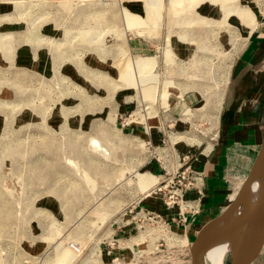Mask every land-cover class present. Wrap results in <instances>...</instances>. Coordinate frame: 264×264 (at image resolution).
I'll return each mask as SVG.
<instances>
[{
	"label": "rangeland",
	"instance_id": "obj_1",
	"mask_svg": "<svg viewBox=\"0 0 264 264\" xmlns=\"http://www.w3.org/2000/svg\"><path fill=\"white\" fill-rule=\"evenodd\" d=\"M263 120L264 0H0V264H191L176 237L240 199Z\"/></svg>",
	"mask_w": 264,
	"mask_h": 264
},
{
	"label": "bare ground",
	"instance_id": "obj_2",
	"mask_svg": "<svg viewBox=\"0 0 264 264\" xmlns=\"http://www.w3.org/2000/svg\"><path fill=\"white\" fill-rule=\"evenodd\" d=\"M93 143L95 144L96 142ZM199 145H202V143H198V146ZM210 148L211 145H207L204 148V153L206 152L205 150L209 151ZM155 150L161 153L165 149L158 147ZM252 168L247 187L244 194L240 196V199H236L235 202H233L231 206L224 211L219 218H217V220L212 219V223L209 224V226H204L199 231L203 235V241L199 246L200 264H230L231 261L241 252L264 203V150ZM136 176L138 177L137 179L142 181L148 179V177L143 174H138ZM157 179L158 183L152 191H154L160 184V178ZM201 203L202 202L200 201L199 204L198 202H190L188 204L189 206H194L196 212H199L198 206H200ZM162 227L165 230L161 229V231L164 232L165 235L167 234L166 236L168 240L171 241L170 236L172 238V235L176 233L172 232L167 225L164 226L163 224ZM218 228L220 229L216 234ZM176 238V240L183 245H192V240L188 234L181 236L178 235ZM127 247L132 248L131 244H128Z\"/></svg>",
	"mask_w": 264,
	"mask_h": 264
},
{
	"label": "water",
	"instance_id": "obj_3",
	"mask_svg": "<svg viewBox=\"0 0 264 264\" xmlns=\"http://www.w3.org/2000/svg\"><path fill=\"white\" fill-rule=\"evenodd\" d=\"M206 176H207V172H204V196H203L204 199L207 196ZM249 179L250 177H248L247 181L244 183L243 187L241 188L239 196H242L244 194ZM211 223L212 221L209 224ZM209 224L207 225L209 226ZM219 229L220 228L217 229L216 234L219 232ZM212 232H208V233H212ZM202 241H203V235L200 232H198L190 248L191 264H200L199 246L201 245ZM263 252H264V203L262 205L261 211L257 219L255 220V223L252 226V229L249 233V236L241 252L231 261L230 264H255V262L263 254Z\"/></svg>",
	"mask_w": 264,
	"mask_h": 264
},
{
	"label": "crops",
	"instance_id": "obj_4",
	"mask_svg": "<svg viewBox=\"0 0 264 264\" xmlns=\"http://www.w3.org/2000/svg\"><path fill=\"white\" fill-rule=\"evenodd\" d=\"M259 20H260V18L257 19V24H256L257 26H258ZM256 29L257 28H255V29L253 28L249 32V36H251L256 31ZM215 116H216V121H215L214 127L217 126V114ZM262 124H263L262 130L264 131V120L262 121ZM262 133H263V135H261V137H262L261 141H262V145H264V132H262ZM216 136H217V134H216ZM209 145H211V144H209ZM263 149H264V147H263ZM205 151H206L205 155L206 156L209 155V156L207 157V160H204L202 162V164L200 165L203 168L202 171L207 172V176H206L207 191L205 190L207 192V196L204 200L205 203H204L203 209H204V207H206L208 205H212L214 202H216L215 200L217 198V148L214 151V145L213 146L211 145L210 150L209 151L205 150ZM211 153H213V154H211ZM154 204L155 203L153 202V203L149 204V206H153ZM158 210H160V208ZM203 227L204 226H201L199 231ZM185 234H189L188 228H187V232Z\"/></svg>",
	"mask_w": 264,
	"mask_h": 264
},
{
	"label": "built area",
	"instance_id": "obj_5",
	"mask_svg": "<svg viewBox=\"0 0 264 264\" xmlns=\"http://www.w3.org/2000/svg\"><path fill=\"white\" fill-rule=\"evenodd\" d=\"M188 170L192 172L193 174V178L192 180L196 183L194 184V186L196 187L195 188V193L192 194V198L191 199H187L185 198V194H184V191L183 190H180L178 192V190L174 191V194L177 195V200H178V203L181 205L183 211L184 210H187V207L188 208H191L192 211H188V213H193L195 210L194 206H189L188 203L192 202V203H197L199 204V202L201 201V197L204 196V172L201 171H194L192 169V166H188ZM196 211V210H195ZM199 211V210H198ZM195 213V212H194ZM184 222L186 223L187 222V217L185 216L184 218ZM187 228V224L185 226Z\"/></svg>",
	"mask_w": 264,
	"mask_h": 264
}]
</instances>
